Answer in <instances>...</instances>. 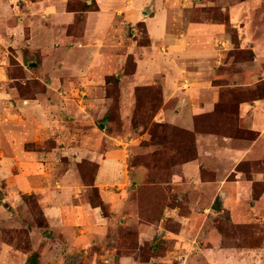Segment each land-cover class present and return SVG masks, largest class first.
I'll use <instances>...</instances> for the list:
<instances>
[{"label":"rangeland","instance_id":"1","mask_svg":"<svg viewBox=\"0 0 264 264\" xmlns=\"http://www.w3.org/2000/svg\"><path fill=\"white\" fill-rule=\"evenodd\" d=\"M209 1L206 8L193 7L186 23L224 24L229 44L209 69L219 86L215 107L196 115L191 129L168 120L165 90L153 75L161 59L151 62L149 55H140L137 71L133 56L123 67L120 55L110 56V66L119 67L105 77L101 90L84 94L77 76H60L56 54L31 51L15 40L16 34L8 39L2 35L0 176L4 171L5 182L0 181V264H48V237L53 236L44 212L48 198L64 190L71 199L91 204L97 194L88 184L96 186L97 169L109 151L120 153L128 169L143 174L123 183L124 164L111 159L102 163L100 185H109L108 192L118 199L113 205L103 199V209L98 207L111 218V232L89 254L66 255L65 264H122L123 259L128 260L124 264H264V128L253 126L260 115L247 112L248 105L264 102V55L258 59L253 50L256 39L264 40V0H249L242 9L251 16V32L235 29L224 9L229 1L242 0ZM67 10L76 13L68 31L81 34L86 13L97 10V3L68 0ZM18 22L14 16L7 23L15 28ZM180 29L189 33L184 24ZM138 32V44L150 45L148 30ZM244 41L249 45H242ZM168 58L161 67L180 71ZM57 79L60 91L71 85L64 98L50 89ZM91 96L105 100L102 107ZM27 100L34 101L29 109L35 112L18 121L16 105ZM13 118L30 131L24 139L10 135ZM19 145L27 153L22 156L27 157L23 162L29 179L19 166L8 164L12 147ZM206 145L228 146L244 156L229 162L200 155L199 146ZM194 161L200 169L197 176L185 171ZM8 176L17 178L15 185H9Z\"/></svg>","mask_w":264,"mask_h":264},{"label":"crops","instance_id":"2","mask_svg":"<svg viewBox=\"0 0 264 264\" xmlns=\"http://www.w3.org/2000/svg\"><path fill=\"white\" fill-rule=\"evenodd\" d=\"M21 2L26 4L23 5ZM96 3L97 10L86 13L83 30L81 34H77L68 31L76 20V13L67 10L68 0H0V38L3 35L4 39H8L10 33L16 34L15 40L31 48V51L41 49L48 54H56L60 60V76H66V74L77 76L80 91L84 94L101 90L100 84L105 77L119 67V65L110 66L112 61L110 56L116 55L118 58L120 55L122 58L120 57L119 61L122 64L127 63L128 58L133 56L136 59L138 71L137 57L147 54L151 62L161 59L160 67L158 71L154 69L153 75H155V80H160L164 87L166 114L169 121L191 129L194 127L196 115L214 109L219 86L214 84L213 68L209 69L213 61H218L223 52L227 51L226 45L229 42L224 35L227 29L224 24L220 23L191 21L186 23L190 19V14L194 13L191 9L193 7L194 9L195 7L196 9L197 7L206 8L211 5L209 0H96ZM262 3L263 0H261ZM248 5H250L249 0H242L229 1V5L224 6V9L230 12L231 24L240 32L252 29L251 16H245L242 12L244 11L242 9ZM238 11H240V16H236ZM14 16L19 18V22L15 28H11L7 22ZM181 24L187 26L188 34L180 29ZM142 27L148 30L152 38L150 45L141 46L138 44L139 39L138 42L136 41L140 37L138 30ZM242 45H249V43L244 41ZM254 45L253 50L257 58H262L264 48H261V45H264V40L258 38ZM108 51H110L109 55L103 56L102 53ZM168 56L179 64L180 71L176 69L166 71L161 67L163 62L168 61ZM81 60H84V63ZM193 66L197 68H191ZM56 82L58 79L52 86L50 85V89L54 92L59 91L64 98L63 91L71 85L66 84L64 90L60 91L59 86L55 85ZM93 97L91 96L92 99ZM94 100L99 107H102L101 103L105 101ZM33 102L27 100L24 102L25 105L17 103L19 115L16 113L14 117H19L18 121L24 120L22 115L30 117L32 112H35L29 109ZM263 103L259 101L247 107V112L250 109L249 112L253 115H260V122L255 120L254 127L258 125V128H264V113L260 110ZM18 121L13 118L10 122L13 125V127L10 126V135L13 139H24L30 131L26 133L27 126H23L24 124ZM263 134L264 132L261 133V137ZM201 139L209 144L211 142L208 137ZM227 140L229 142L231 139ZM11 150L13 158L12 162H8L9 166L11 168L19 166L21 172L29 179V168L23 162L27 157L22 156V153L26 155L27 153L21 145L13 146ZM198 151L200 155L206 153L229 162H235L234 160L239 162L244 156L243 152L228 146H199ZM110 159L124 164L123 183L134 182L139 177L141 178L143 173L138 169H128L117 151L106 153L100 163L96 187L102 199L113 205L118 201L117 196L109 193L110 186L100 185L99 180L102 163L105 164ZM186 167L185 171L192 176L200 173L195 161L187 163ZM2 173L0 181L5 182L4 171ZM16 181L15 176L7 178L9 185H15ZM21 185L27 187L31 183L24 182ZM67 194H69L68 191ZM67 194L64 190L62 193L57 191L51 194L48 204L45 205L44 212L53 231V236L48 237V264H65L66 255L76 251L89 254V249L94 245H104L108 240L107 233L111 232L109 225L112 220L104 217L100 208L93 207L82 200L77 202ZM127 261L123 259L121 263L124 264Z\"/></svg>","mask_w":264,"mask_h":264},{"label":"trees","instance_id":"3","mask_svg":"<svg viewBox=\"0 0 264 264\" xmlns=\"http://www.w3.org/2000/svg\"><path fill=\"white\" fill-rule=\"evenodd\" d=\"M141 46H147V44H145V45H143L142 43H141ZM98 169H99V167H98ZM98 169H97V172H98ZM88 186H90V187H92L93 188V190L96 192V197L94 198V201L92 200L91 201V204H92V206L93 207H103V205H104V202H103V199L101 198V196H100V194H99V190H98V188L95 186V184L94 183H91V184H88ZM95 200H98V202H95ZM103 209V208H102ZM31 261H33V258L31 259Z\"/></svg>","mask_w":264,"mask_h":264},{"label":"water","instance_id":"4","mask_svg":"<svg viewBox=\"0 0 264 264\" xmlns=\"http://www.w3.org/2000/svg\"><path fill=\"white\" fill-rule=\"evenodd\" d=\"M104 127V126H103Z\"/></svg>","mask_w":264,"mask_h":264}]
</instances>
